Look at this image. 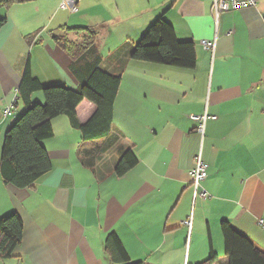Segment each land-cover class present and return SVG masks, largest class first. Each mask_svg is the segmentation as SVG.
<instances>
[{"label": "crops", "instance_id": "crops-1", "mask_svg": "<svg viewBox=\"0 0 264 264\" xmlns=\"http://www.w3.org/2000/svg\"><path fill=\"white\" fill-rule=\"evenodd\" d=\"M212 4L0 3V154L6 131L24 111L17 90L26 62L42 83L70 89L80 86L79 63L97 57L103 70L121 77L107 136L84 140L69 116L59 115L51 120L53 135L41 141L51 169L26 187L5 183L0 174V218L17 213L23 223L13 257L0 264H116L104 246L111 232L131 262L198 264L212 251L213 264H228L221 221L264 250L258 223L264 224V0L217 18ZM159 17L178 40L194 43L193 68L129 58ZM87 28L95 41L85 59L71 57L54 39L81 42ZM31 100L44 101L38 91ZM7 105L11 114L4 115ZM204 113L215 118H206L199 132L189 115ZM127 148L137 163L116 176L114 165ZM90 150L94 157H85ZM198 154L207 165L206 198L194 197L190 184Z\"/></svg>", "mask_w": 264, "mask_h": 264}, {"label": "trees", "instance_id": "trees-1", "mask_svg": "<svg viewBox=\"0 0 264 264\" xmlns=\"http://www.w3.org/2000/svg\"><path fill=\"white\" fill-rule=\"evenodd\" d=\"M21 1L1 0L0 3L9 5ZM87 30L89 34L81 42H72L65 37L54 39L71 57L85 59L94 50L95 41L94 31ZM98 58L79 63L83 67L77 71L80 79L78 89L42 83L32 75L30 64L26 62L17 90L24 111L6 131L0 154V174L5 183L26 187L51 169L50 159L41 141L53 135L51 120L59 115H68L84 140L109 134L113 102L121 77L103 70ZM129 58L182 69H191L196 63L194 43L178 40L173 26L162 17L154 20L132 46ZM37 91L42 94L43 102L31 100L32 93ZM94 154L95 150L86 151L85 157L93 158ZM92 162L85 159L88 166ZM136 163V155L131 148H127L119 155L113 172L116 176H123ZM220 231L228 264H264V250L227 221H221ZM22 235L23 223L17 213L0 218V259L13 257ZM104 246L113 263L142 264L140 261H130L114 232L106 236ZM217 258L211 251L198 264H213Z\"/></svg>", "mask_w": 264, "mask_h": 264}, {"label": "built area", "instance_id": "built-area-1", "mask_svg": "<svg viewBox=\"0 0 264 264\" xmlns=\"http://www.w3.org/2000/svg\"><path fill=\"white\" fill-rule=\"evenodd\" d=\"M255 5V0H213L212 4V12L213 15L217 18L218 15L222 12L229 11L231 9H240L245 7H251ZM71 11L76 10V7H71ZM201 44L205 49H210L213 47V43L208 40H201ZM12 105L5 106L3 112L4 115L11 114ZM189 117L198 122L197 130L202 132L203 125L206 118L211 117L215 118V116H208L206 113L204 114H190ZM207 175V165L202 160L200 154L195 156V166L189 171L190 184L193 188L194 197L199 196L201 198L208 197L207 190L202 186L201 182L206 178ZM186 224L189 225L190 221H185ZM258 223L264 228V224L261 220ZM184 264H187L186 262Z\"/></svg>", "mask_w": 264, "mask_h": 264}]
</instances>
